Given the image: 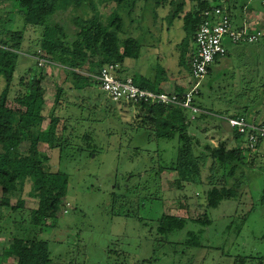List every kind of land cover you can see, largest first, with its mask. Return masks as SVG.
I'll return each mask as SVG.
<instances>
[{
  "label": "rangeland",
  "instance_id": "obj_1",
  "mask_svg": "<svg viewBox=\"0 0 264 264\" xmlns=\"http://www.w3.org/2000/svg\"><path fill=\"white\" fill-rule=\"evenodd\" d=\"M93 3L106 19L115 15L122 18L121 39L133 37L140 43L139 57L125 61L122 77L127 74L138 80L137 85L163 86L171 93L176 85L188 86V81H193L190 59L196 43L185 16L196 11L197 1L127 0L121 7L109 1L105 5L101 0ZM14 7V0H0V16H6ZM232 7L236 24H240L244 7L255 11L247 18L248 23L252 22L249 26L264 33V0H232ZM56 21L67 27L72 39L75 29L70 16L59 15ZM7 26L12 28L11 24ZM32 30L25 33V50L35 49L38 32ZM228 50L230 54L214 63L211 75L202 81L204 97L200 100L219 116L239 115L243 113V105H249L248 113L243 115L263 119L264 38L256 44L228 46ZM77 58L83 60L85 54L78 53ZM35 62L32 57L21 56L16 77L22 76L24 69L33 68ZM85 68L90 73L97 71ZM44 72L47 78L43 85L50 110L56 85L66 75L48 66ZM66 96L71 104H80L72 106L73 112L67 115L73 113L74 118L69 134L72 143L64 151L52 150L50 155L53 172L60 174L55 185L62 186L67 181L64 198L67 207L57 218L47 221L40 235L48 243L54 264H235L239 258L249 259L246 264H264V143L253 160L255 168H247L239 175L237 194L213 208L206 201L208 185L187 184L181 189L177 187L176 174L158 173L160 166L175 157L176 143L164 139L149 141L147 135H135L133 128L138 123L135 108H117L96 83L83 91L71 87ZM219 120L204 125L208 132L193 134L203 145L215 146L220 139L228 141V148L239 145L231 130ZM47 125L48 121L44 128ZM63 126L61 122L60 130ZM83 135L91 139H82ZM85 140L96 146L92 154ZM28 145H22V150ZM39 148L44 151L48 146L40 144ZM159 148H165L164 152H159ZM22 166L11 165V173L16 175ZM114 191L129 196L124 209L131 214L121 211L120 202L114 203ZM29 193L27 183L23 195L27 207H37V201ZM9 203L5 201L6 206ZM165 213L187 218L185 227L161 232L159 219ZM7 215L8 209L0 208L3 236L18 235L23 228L19 223L21 215L11 214V218ZM201 216L203 221L207 217L208 223L193 221ZM14 220L18 221L13 224ZM36 233L31 230L24 236L32 238ZM10 242L0 236V254ZM10 264L16 262L10 260Z\"/></svg>",
  "mask_w": 264,
  "mask_h": 264
},
{
  "label": "trees",
  "instance_id": "obj_2",
  "mask_svg": "<svg viewBox=\"0 0 264 264\" xmlns=\"http://www.w3.org/2000/svg\"><path fill=\"white\" fill-rule=\"evenodd\" d=\"M14 1V10L12 9L13 11L11 10L12 12L4 17L0 16V208L8 209L9 218L11 214L19 213L21 215L19 223L23 227L21 230L25 233L31 230L37 233L34 237L27 238L24 236L25 233L19 230L18 235L9 234L5 237L0 230L1 237L11 240L10 244L2 249L0 264H10V260H14L16 264H54L48 243L41 239L40 235L48 225L47 221L57 218L58 214L66 211L67 207V203L64 202L67 181L62 186L55 185L60 174L53 172L50 155L52 150L59 148L64 151L65 147L72 143L69 134L74 118L73 113L69 117L67 115L71 113L72 106L77 107L80 104H71L66 93L71 87L83 91L93 83L98 84L92 75L97 74L105 65L120 64L121 74L122 66L127 59L139 57L141 46L136 38L121 39L119 35L123 31L122 18L111 14L113 18L106 19L105 14L98 10L93 0ZM101 1L104 5L109 1L119 7L127 2V0ZM193 1L198 3L196 11L188 12L185 20L187 25L192 26V36L195 41L196 32L203 22V12L212 5L207 0ZM62 14L70 16L75 29L72 39L67 33V27L56 21V17ZM8 24H11L12 28H8ZM27 29L38 32L33 50L24 49ZM39 29L41 32L38 31ZM24 51L31 54L36 62L33 68L24 69L23 75L17 78L21 56L28 57ZM78 53L85 54V58L79 60ZM229 54L228 51L214 63ZM37 58L46 59L49 62L48 67L61 70L66 75L65 80L56 85V97L50 110L47 108L46 88L43 85L47 73L38 65ZM213 65L209 69L208 76L213 71ZM85 66L96 68V73L88 72L90 70ZM30 76L32 78L27 79ZM83 77L85 79L79 81ZM133 80L135 84L138 82L136 78ZM69 82L72 86L68 87ZM195 83L196 81H192L190 84L195 85ZM137 86L165 92L159 86L151 87L145 83ZM201 86L202 83L193 96V106L199 109L196 114L188 108L174 104L123 101L113 103L117 108L122 106L120 108L136 109L138 123L133 128L135 135H147L149 141L156 139L175 141V157L170 163L160 166L158 173L176 174L178 177L176 184L181 189L187 184L208 185L206 201L214 208L223 199L232 198L237 194L239 177L244 173L243 170L255 168L253 160L260 154L264 142L251 149L245 145L243 135L232 129L226 120V118L246 117L243 114L248 113L249 105H243V113L239 115L219 116L221 114L207 107L200 100L204 97ZM210 88L213 89V86ZM185 93L181 89L176 94L183 100ZM253 112L251 111V114ZM246 118L254 122L264 120V118H255V120ZM216 119H220L224 127L230 128L239 145L228 148V141L225 139H220L215 146L210 143L203 145L193 134L197 131L208 132L207 126ZM46 121L48 125L44 128ZM61 122L64 124L62 130L59 127ZM205 124L207 126H204ZM218 126L221 127L219 124ZM87 135H83L82 139H91ZM86 143L92 150L91 154L96 151L93 142ZM25 144H29L28 148L22 150L21 147ZM40 144H46L47 150H40ZM164 149L158 150L163 153ZM13 164L23 165L16 175L10 171ZM27 183H30L29 194L37 201V207H27L28 201L23 196ZM112 198L115 204L121 203L123 213L131 214L130 210L124 209L128 206L127 201H130L129 196L114 191ZM6 200L10 201L7 206ZM262 201L264 202V188ZM202 218L201 216L193 221L208 223L207 217L205 221ZM187 220L165 213L159 219L161 223L159 229L163 233L183 229ZM17 221L14 220L13 224ZM248 261L247 258H239L235 264H246Z\"/></svg>",
  "mask_w": 264,
  "mask_h": 264
},
{
  "label": "built area",
  "instance_id": "obj_3",
  "mask_svg": "<svg viewBox=\"0 0 264 264\" xmlns=\"http://www.w3.org/2000/svg\"><path fill=\"white\" fill-rule=\"evenodd\" d=\"M212 7L203 12V22L195 35L196 51L191 60V76L195 85L179 99L176 93L156 92L137 86L131 77L122 78L121 65L112 63L103 66L92 77L98 83L100 90L114 103L174 104L188 108L193 113L199 109L193 106V96L198 91L202 81L206 79L209 69L215 60L228 52V46L254 44L264 37L261 29L249 26L247 14L244 13L240 24H236V16L232 7V0H211ZM40 54V51L38 52ZM38 65L45 68L49 62L44 58H37ZM229 126L242 134L245 145L255 149L260 142H264V120L249 121L246 117L226 118Z\"/></svg>",
  "mask_w": 264,
  "mask_h": 264
},
{
  "label": "crops",
  "instance_id": "obj_4",
  "mask_svg": "<svg viewBox=\"0 0 264 264\" xmlns=\"http://www.w3.org/2000/svg\"><path fill=\"white\" fill-rule=\"evenodd\" d=\"M188 13V12H187ZM243 14L244 13H246L247 14V17L249 16H251L250 14L251 13H256L255 11H253V10H251V12L247 9V7H244V11L242 12ZM261 14V13H260ZM243 16V15H242ZM248 17V18H249ZM242 20V19H241ZM196 51V50H195ZM195 51H194V53H195ZM229 51V50H228ZM193 53V54H194ZM25 55H28L29 57H31L32 55L31 54H28L27 53V51H26V53H25ZM193 56V55H192ZM177 61H178V59H177ZM122 73H123V71L121 72V77H122ZM124 77H122V78H127V77H131V76H129V75H127V74H125V75H123ZM208 77V76H207ZM206 77V78H207ZM131 78H133V77H131ZM184 81H186V80H184ZM184 81H182L181 82V84L184 82ZM194 81V80H193ZM192 81H188V86H186V84H184L183 86H179V85H176V89L174 90V91H172L173 93H177L179 90H184L185 92H188L190 89H191V87H193L194 85H191L190 83H191ZM189 87H190V89H189ZM161 88H162V90L163 91H165L166 90V88H164L163 86H161ZM166 93H171V91L170 92H167V91H165ZM173 93H171V94H173ZM230 129V128H229Z\"/></svg>",
  "mask_w": 264,
  "mask_h": 264
},
{
  "label": "water",
  "instance_id": "obj_5",
  "mask_svg": "<svg viewBox=\"0 0 264 264\" xmlns=\"http://www.w3.org/2000/svg\"><path fill=\"white\" fill-rule=\"evenodd\" d=\"M208 1V3H210L211 4V0H207Z\"/></svg>",
  "mask_w": 264,
  "mask_h": 264
}]
</instances>
